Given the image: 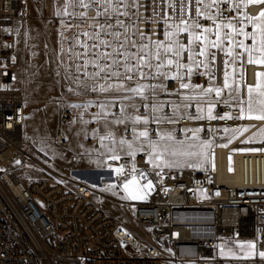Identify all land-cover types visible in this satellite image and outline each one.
<instances>
[{"label":"built area","instance_id":"2783aa9c","mask_svg":"<svg viewBox=\"0 0 264 264\" xmlns=\"http://www.w3.org/2000/svg\"><path fill=\"white\" fill-rule=\"evenodd\" d=\"M142 2L148 7L147 11L141 9V18L152 17V0ZM168 3L176 5L175 13ZM179 7V0H156L157 23H141L140 28L149 35L156 30L162 38L165 24L160 17L167 13L178 21ZM220 7L227 18L237 16L236 11L227 10L229 4ZM260 8L251 4L247 12L255 15ZM195 9L193 2V16ZM26 16L22 0H0V264H264L258 255L264 251V179L253 174L252 164L242 169L237 161L238 152L264 156V135L253 137L264 126L255 119L186 122L188 127H202L199 136L212 142L205 169L155 168L147 162V153H137L140 188L131 189L137 199L124 189L126 180L131 179L130 156H121L106 168L111 172L108 180L101 177L102 182L118 187L120 198L101 192V185L76 178L65 177L62 182L43 179L29 185L22 182L18 171L31 157L25 138L26 92L18 84L23 76L18 49ZM70 19L54 17L52 26L63 28ZM89 21L77 19L72 24L86 25ZM201 23L211 25L203 18ZM224 60L226 55L218 52L214 65L218 86L227 70ZM193 80L201 84L205 78ZM221 99L229 103L217 105V113L240 114L227 90ZM57 103L58 120L65 125L72 118L71 108L64 97ZM97 110L92 108L91 112ZM92 125L97 127L95 122ZM55 142L67 144L60 133ZM121 165L125 173L117 175L115 168ZM149 181L151 186L144 187ZM94 194L119 202L132 220L144 226L145 233L119 222L91 200ZM236 238L251 240L256 255H222L221 246Z\"/></svg>","mask_w":264,"mask_h":264},{"label":"snow or ice","instance_id":"6c2138e0","mask_svg":"<svg viewBox=\"0 0 264 264\" xmlns=\"http://www.w3.org/2000/svg\"><path fill=\"white\" fill-rule=\"evenodd\" d=\"M179 2L178 21L167 13L160 17L165 24L162 38L158 31L153 30L149 35L139 26L157 23L154 19L159 15L156 0H152V17L143 19L141 9L147 11L148 6L142 0H62L55 12L57 16L71 18L65 27L79 28V24H72L77 19L92 21L90 31L83 30L74 36V47L82 49L73 53L78 62L65 68L64 78L70 81L67 91L89 97L68 105L80 113L71 123L79 121L86 126L95 122L97 127L91 130V135L111 153L109 159L120 160V153L132 157L131 179L126 180L124 189L133 199L139 197L131 189L140 188L135 165L137 152L147 150V162L163 168L176 166L181 157L204 155L203 151H191L194 147L201 150L210 147V141H202L199 145L189 143L199 140L204 129L188 127L186 122L245 118L264 122V72L256 74L255 85L247 86L245 100L244 89L227 71L223 73L222 85L215 83L214 67L218 52L230 57L232 64L237 60L243 63L246 55L247 63L264 65V0ZM193 2L195 16L191 12ZM225 3L230 4L228 11L237 12L236 17L225 16V9L220 7ZM250 4L261 6L257 15L240 11ZM168 8L173 13L177 11L174 3H168ZM201 18L211 21V25H203ZM248 25L253 29L251 32L246 31ZM80 36L86 39L82 41ZM249 39L250 45L245 43ZM223 64L227 68L229 61L224 60ZM194 77L205 80L196 84ZM240 77L243 80L242 68ZM226 90L229 99L235 100L239 107L237 117L216 112L217 105L229 103L228 99H221ZM92 108L98 110L90 119H84ZM261 132L264 133V128ZM129 136L131 139L127 138ZM180 136L182 138H178ZM115 172L124 175V166L115 168ZM150 186L151 181L144 187ZM223 247L221 254L225 255ZM239 248L248 250L246 257L256 255L254 243L241 244ZM227 255L236 254L229 250ZM258 255L264 258V251Z\"/></svg>","mask_w":264,"mask_h":264},{"label":"rangeland","instance_id":"374dc122","mask_svg":"<svg viewBox=\"0 0 264 264\" xmlns=\"http://www.w3.org/2000/svg\"><path fill=\"white\" fill-rule=\"evenodd\" d=\"M23 1L28 8V16L25 18L20 36L22 44L18 49L19 66L23 70V76L18 84L22 85L26 92L25 138L30 147L31 157L19 169L18 175L26 185L43 179L62 182L65 177L76 178L101 185V192L111 197L120 198L121 194L117 186L112 185L110 181L102 182L101 180V177L111 175L110 169L106 168H110L114 161L109 159L111 153L102 148L98 140L91 135V130L96 127H93L92 123L86 126L79 121L75 124L71 123L80 114L72 108V118L68 123L61 125L58 120L59 105L57 98L64 97L69 104L89 98L76 96L68 92L67 88L70 81L65 78V80H60V75L57 76L56 73L62 72L65 77V68L78 62L73 53L80 52L82 49L78 46L74 47V36L83 30L90 31L89 25L92 21L87 22L86 25L81 22L79 28L72 26L57 29L52 26V18L57 17L55 12L61 7L62 0H32L35 9L31 0ZM69 11H72V9H69ZM76 11H79V9ZM87 26L88 29H86ZM80 39L83 41L86 38L80 36ZM62 42L66 43L65 48L67 49L64 52V59L60 60V58H55L54 55ZM69 49H72V51L70 52ZM228 61L227 72L230 74V78L237 81V75H240L241 68L243 69L244 78L241 87L246 93L248 85H255L247 83L248 66L252 64L247 63V60H243V63L237 60L235 64H232L231 60ZM69 70L74 71V68ZM261 72H264V70H257L256 74ZM244 99L246 100V95H244ZM91 115L92 112L89 109L84 115V119H90ZM59 133L66 138V146H61L55 142V136ZM263 135L264 133L261 132L260 128L254 133L253 137L259 138ZM127 138L131 139L130 136ZM93 139H96V141H93ZM202 141L208 140L200 137L199 140L190 141L189 143L199 145ZM211 147L212 142L210 147L203 150L198 146L194 147L191 151L197 153L203 151L204 155L181 157L176 166L163 168L198 167L205 169L208 166L207 157ZM143 152L147 153V150ZM120 155L127 156L123 153H120ZM169 159L176 158L169 157ZM53 173H55V176L52 175ZM91 200L119 222L133 227L137 232L145 233L144 226L132 220L119 202L98 194H94ZM248 243L253 242L251 240L246 242L229 241L224 244L223 252L227 255L231 250L236 254L235 256H246L248 250L241 251L239 245ZM166 264L174 263L167 261Z\"/></svg>","mask_w":264,"mask_h":264},{"label":"bare ground","instance_id":"6f19581e","mask_svg":"<svg viewBox=\"0 0 264 264\" xmlns=\"http://www.w3.org/2000/svg\"><path fill=\"white\" fill-rule=\"evenodd\" d=\"M257 70H264V66L252 64L248 68V75H247L248 84H255ZM257 123L259 124V126H264V122L257 120ZM222 154H225V153L223 152ZM237 161L242 163V169H249V164H252L253 174H258L261 179H264V156L248 155V154H245V152H238ZM109 177L110 175L105 176V179L108 180ZM236 241L246 242L247 240L243 238H240V239L236 238Z\"/></svg>","mask_w":264,"mask_h":264},{"label":"crops","instance_id":"0c3cea01","mask_svg":"<svg viewBox=\"0 0 264 264\" xmlns=\"http://www.w3.org/2000/svg\"><path fill=\"white\" fill-rule=\"evenodd\" d=\"M23 1V0H22ZM233 2H240V0H233ZM23 3H24V1H23ZM31 3H32V6H33V8H34V5H33V2H32V0H31ZM24 5H25V7H26V9H27V16H28V8H27V6H26V4L24 3ZM251 5V4H250ZM229 6H230V4H229ZM35 9V8H34ZM29 10H30V6H29ZM260 10H261V8H260ZM259 10V11H260ZM212 11H213V13L215 12V9H212ZM241 12H247V8L246 9H244V8H242L241 10H240ZM248 13V12H247ZM258 14V13H257ZM257 14H255V15H257ZM26 16V17H27ZM25 22V21H24ZM245 23H247V22H245ZM23 27H24V24H23ZM253 29H252V27H251V25H248L247 26V28H246V31H248V32H251ZM21 38V37H20ZM242 38V37H241ZM245 43L246 44H251L252 42H251V40L249 39V40H247V41H245ZM22 44V41H21V39H20V45ZM19 45V46H20ZM228 45L227 44H225V47H227ZM66 47V43H64V42H62L61 43V45H60V47L58 48V49H56V51H55V55H54V57L56 58H60V60L61 59H64V52H65V49H67V48H65ZM237 52H239L240 50L239 49H237L236 50ZM226 60H231V58L230 57H227L226 56ZM243 60H247V56L245 55L244 56V59ZM238 66H239V64H238ZM227 71V70H226ZM237 77H238V79H237V84L238 85H240L241 86V84L243 83L242 82V80H241V77H240V75L238 74L237 75ZM262 79H264V78H262ZM60 80H65L64 79V74L61 72L60 73ZM257 83V78H256V82H255V84ZM245 95H246V93H245ZM246 99H247V95H246ZM258 107V106H257Z\"/></svg>","mask_w":264,"mask_h":264}]
</instances>
